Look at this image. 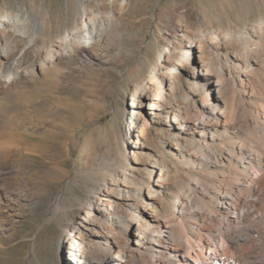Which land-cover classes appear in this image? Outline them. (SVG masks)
<instances>
[{
  "label": "bare ground",
  "instance_id": "1",
  "mask_svg": "<svg viewBox=\"0 0 264 264\" xmlns=\"http://www.w3.org/2000/svg\"><path fill=\"white\" fill-rule=\"evenodd\" d=\"M207 1L213 18L180 0H65L69 22L56 35L47 31L48 0L18 11L0 3V100L42 81V98L19 104L31 137L54 133L76 108L51 89L63 94L87 71L123 66L125 52L139 50L125 40L129 27L168 17L156 60L147 54L122 69L130 103L113 109L120 125L99 147L116 165L102 182L88 180L87 198L74 197L80 226L67 224L58 242L71 262L264 264V0ZM13 128L0 139L1 227L44 194L24 175L39 145Z\"/></svg>",
  "mask_w": 264,
  "mask_h": 264
},
{
  "label": "rangeland",
  "instance_id": "2",
  "mask_svg": "<svg viewBox=\"0 0 264 264\" xmlns=\"http://www.w3.org/2000/svg\"><path fill=\"white\" fill-rule=\"evenodd\" d=\"M3 1L0 0V3ZM180 1L190 2L193 6L199 7L200 15H206L208 18L215 16L214 9L207 0ZM230 1L236 5L239 0ZM7 2L9 8L14 11H18L23 6L29 9L31 4V0H7ZM36 2L38 3L39 0H34V4H37ZM64 2L65 0H48L46 7V13L52 18L51 27L47 31H53L55 35L69 22L68 17L72 7L66 8ZM167 23L168 17L164 15L162 18L152 17L149 24H145L142 29L129 27V35L125 37V40L130 48L135 47L139 50L135 56L130 51H126V61L123 66L111 65L105 74L98 69L87 71L81 77L70 79L67 82L69 90L63 94L51 89L55 98L68 99L70 104L73 103L71 107H76L66 111L65 123L62 127H55V134L45 131L38 137L28 136L23 131L22 123L19 122L20 101L24 98L40 100L42 97L37 95V87L42 86L40 85L42 81H34L35 88L32 85L31 89H25L22 85L12 88L0 100L6 109L0 115V139L2 134L13 125L14 135L27 138L30 142L39 145L24 175L35 189L44 191V194L37 197L31 206L21 210L20 213L12 212L18 216L15 217L16 222L13 226H9L10 218L3 222V227L0 224L2 228L0 230V264H60L61 259L65 264H77L71 262L59 250L58 242L62 229L67 224L80 226L78 218L80 209L76 207L74 197L83 199L88 197L87 188L91 185L88 180L93 178L102 182L104 171L115 168L116 164L112 156L102 152L99 147L106 137H111L117 131L118 124L120 125V122L117 124V119L112 113L113 109L125 107L130 103L129 87L126 86L127 79L122 69L135 65L147 54L153 61L156 60L158 50L162 49L159 34L168 32ZM61 70H66L65 65L61 67ZM46 84L48 87L52 85L48 79ZM102 92L104 96L101 95ZM48 103L52 105L56 102ZM142 107V111L146 113L148 102L144 101ZM26 110H28L27 106ZM65 143L71 144L70 154L65 149ZM92 149L97 150L92 156V164L83 168L88 152ZM197 172L194 171L196 175L199 174ZM207 182H210L209 178ZM59 195H61L60 202L64 211L54 214L53 205ZM165 199L169 204H173L172 196H165ZM249 220L254 223L253 217ZM239 226H246V224L241 223ZM176 227L180 231L184 230L182 228L184 225L180 221L176 222ZM183 232L185 234V230ZM131 242L133 244V241ZM228 256H231L230 251ZM192 263L196 264L195 261ZM207 263L203 261V264Z\"/></svg>",
  "mask_w": 264,
  "mask_h": 264
},
{
  "label": "water",
  "instance_id": "3",
  "mask_svg": "<svg viewBox=\"0 0 264 264\" xmlns=\"http://www.w3.org/2000/svg\"><path fill=\"white\" fill-rule=\"evenodd\" d=\"M60 264H65V262H64V260H63V259H61V261H60Z\"/></svg>",
  "mask_w": 264,
  "mask_h": 264
}]
</instances>
